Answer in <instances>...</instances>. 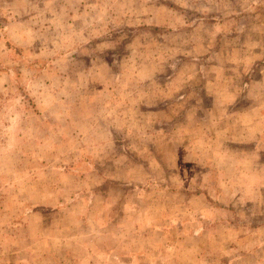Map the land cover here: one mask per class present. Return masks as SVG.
<instances>
[{
	"label": "rangeland",
	"instance_id": "rangeland-1",
	"mask_svg": "<svg viewBox=\"0 0 264 264\" xmlns=\"http://www.w3.org/2000/svg\"><path fill=\"white\" fill-rule=\"evenodd\" d=\"M0 264H264V0H0Z\"/></svg>",
	"mask_w": 264,
	"mask_h": 264
}]
</instances>
